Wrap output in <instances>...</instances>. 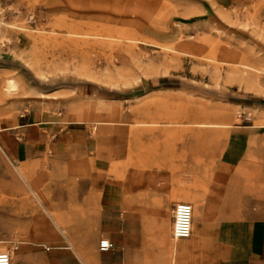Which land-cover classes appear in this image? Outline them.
<instances>
[{
  "label": "rangeland",
  "instance_id": "rangeland-1",
  "mask_svg": "<svg viewBox=\"0 0 264 264\" xmlns=\"http://www.w3.org/2000/svg\"><path fill=\"white\" fill-rule=\"evenodd\" d=\"M184 2L0 0V128L24 100L77 89L96 103L97 135L112 134L133 167L179 168L182 196L196 193L236 147L235 126L264 130V51L217 22L195 26ZM159 68L167 73L143 75ZM153 77L160 92H142ZM239 144L252 153L245 184L264 188V138ZM54 179L0 140V241L18 246L10 264H86L89 243L78 256L53 223L68 219L47 190Z\"/></svg>",
  "mask_w": 264,
  "mask_h": 264
},
{
  "label": "crops",
  "instance_id": "crops-1",
  "mask_svg": "<svg viewBox=\"0 0 264 264\" xmlns=\"http://www.w3.org/2000/svg\"><path fill=\"white\" fill-rule=\"evenodd\" d=\"M182 1L194 12L195 26L217 22L264 51V0ZM179 47L194 50L192 43ZM157 79L146 80L142 92H160ZM79 92L24 100L1 121L0 140L21 162L47 163L55 177L47 190L68 218L62 228L53 223L78 256L89 243L86 264H264V188L245 184L241 166L252 153L239 144L264 138V130L235 126L237 145L211 178L196 193L184 187L193 208L191 234L175 240L172 209L185 197L181 169L133 167L112 134L97 135L96 103ZM257 108L264 110V98ZM103 238L112 243L107 251L98 249Z\"/></svg>",
  "mask_w": 264,
  "mask_h": 264
},
{
  "label": "built area",
  "instance_id": "built-area-1",
  "mask_svg": "<svg viewBox=\"0 0 264 264\" xmlns=\"http://www.w3.org/2000/svg\"><path fill=\"white\" fill-rule=\"evenodd\" d=\"M238 117L248 119L245 114L239 113ZM192 227V205L188 202H177L172 209L171 236L173 239L187 238L191 234ZM112 247L108 239H101L98 242L100 251H107ZM18 248L17 244H7L0 241V264H9L11 253Z\"/></svg>",
  "mask_w": 264,
  "mask_h": 264
},
{
  "label": "bare ground",
  "instance_id": "bare-ground-1",
  "mask_svg": "<svg viewBox=\"0 0 264 264\" xmlns=\"http://www.w3.org/2000/svg\"><path fill=\"white\" fill-rule=\"evenodd\" d=\"M14 82L15 81H13V79H11V80H8V82H7V89L8 90H10L11 91V89L13 90V88L15 87V85H14ZM195 198V197H194ZM190 194L188 195V196H186V197H183V198H181V200H182V202H186V201H189L190 202ZM196 199V198H195ZM193 200V199H192ZM199 201V200H198ZM188 202V203H189ZM194 203V202H193ZM192 203V204H193ZM202 204V203H201ZM196 205V204H195ZM193 207H195V206H193ZM192 212H193V208H192ZM194 214V213H193ZM199 215V214H198ZM195 219V218H194ZM188 238V237H187ZM106 239V238H105ZM182 239H185V238H182ZM175 240H179V239H175ZM10 262H11V259H10ZM10 264V263H9Z\"/></svg>",
  "mask_w": 264,
  "mask_h": 264
}]
</instances>
